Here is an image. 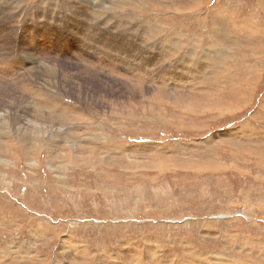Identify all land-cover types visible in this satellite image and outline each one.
<instances>
[{
  "label": "rangeland",
  "instance_id": "rangeland-1",
  "mask_svg": "<svg viewBox=\"0 0 264 264\" xmlns=\"http://www.w3.org/2000/svg\"><path fill=\"white\" fill-rule=\"evenodd\" d=\"M0 64V264H264V0H0Z\"/></svg>",
  "mask_w": 264,
  "mask_h": 264
},
{
  "label": "bare ground",
  "instance_id": "bare-ground-1",
  "mask_svg": "<svg viewBox=\"0 0 264 264\" xmlns=\"http://www.w3.org/2000/svg\"><path fill=\"white\" fill-rule=\"evenodd\" d=\"M3 10V9H2ZM1 10V11H2ZM5 37H7V36H5ZM7 47V46H6ZM8 49V48H7ZM200 51V50H199ZM29 60V59H28ZM120 60V59H119ZM121 61V60H120ZM49 64V63H48ZM3 66V64H0V68ZM45 67H46V65H44ZM20 67V66H19ZM34 68V67H33ZM3 69V68H2ZM32 69V68H31ZM0 71H1V69H0ZM125 71V70H124ZM6 74V72H5V69L3 70V72H2V74ZM131 76V75H130ZM0 77L1 78H3V77H6V75H4V76H1V74H0ZM171 82V81H170ZM179 83V82H178ZM136 84H138V83H136ZM177 85V84H176ZM142 87V86H141ZM198 88V87H197ZM7 89V86L5 85V88L3 87V88H1L0 87V92H4L3 90H6ZM203 90V89H202ZM150 91V90H149ZM176 91V90H175ZM198 91V90H197ZM194 92V91H193ZM208 93H210V92H208ZM214 93V92H213ZM213 93H211V94H213ZM206 94V93H205ZM207 95V94H206ZM205 95V96H206ZM205 96H204V98H205ZM157 97V96H156ZM221 99H222V97H221ZM207 101H209V100H207ZM38 102V101H37ZM211 102V101H210ZM38 103H40V102H38ZM42 103V102H41ZM35 104V103H34ZM226 104H228V103H226ZM207 105V104H206ZM36 107V108H35ZM34 109H38V105L36 104V105H34V107H33ZM39 108H40V106H39ZM154 108V107H153ZM41 110V109H40ZM50 113V112H49ZM50 114H52V113H50ZM46 129H48V128H46ZM3 143V142H2ZM80 252V251H79Z\"/></svg>",
  "mask_w": 264,
  "mask_h": 264
}]
</instances>
